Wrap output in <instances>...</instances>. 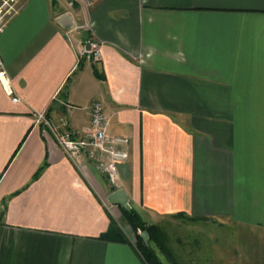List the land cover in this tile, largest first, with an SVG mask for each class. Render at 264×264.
<instances>
[{"label":"crops","instance_id":"crops-1","mask_svg":"<svg viewBox=\"0 0 264 264\" xmlns=\"http://www.w3.org/2000/svg\"><path fill=\"white\" fill-rule=\"evenodd\" d=\"M0 55L20 96L0 82V264H148L105 199L117 188L157 226L165 264H181L176 222L217 243L246 231L264 264V0H18ZM93 99L129 137L114 184L32 115L64 117L78 137Z\"/></svg>","mask_w":264,"mask_h":264},{"label":"built area","instance_id":"built-area-1","mask_svg":"<svg viewBox=\"0 0 264 264\" xmlns=\"http://www.w3.org/2000/svg\"><path fill=\"white\" fill-rule=\"evenodd\" d=\"M18 0H0V29L4 22L15 10ZM89 58L98 60L101 57L100 44L88 40V47L82 50ZM0 82L13 101L20 100L14 94V87L4 61L0 55ZM89 124L83 127L80 136L72 135L68 121L64 117L55 118L44 109H34L32 115L34 123L48 131L64 153L83 169L82 157L95 161L97 168L103 172L111 184L118 176V165L128 156L127 144L129 137L124 134L110 133L106 130V118L103 103L100 99H93L89 104ZM82 160V161H81ZM108 201L107 198H105ZM141 232V229L138 230Z\"/></svg>","mask_w":264,"mask_h":264},{"label":"rangeland","instance_id":"rangeland-1","mask_svg":"<svg viewBox=\"0 0 264 264\" xmlns=\"http://www.w3.org/2000/svg\"><path fill=\"white\" fill-rule=\"evenodd\" d=\"M117 219L119 225L130 233L131 227H129L130 224L126 219L123 216H118ZM174 224L177 225L174 234L182 235L185 240L183 248L176 244V248L181 250L178 254L181 264H262V252L257 250L255 254L254 249L258 248L257 243L252 235H247L248 232L246 231L244 232L246 234H244L232 228H228V231L222 229V233L219 231L220 241L217 243V239L214 237L216 232L213 233L214 229L207 227L204 223L199 224L197 228L191 227V223L188 222L181 225L178 222ZM138 230L139 228L134 231ZM223 236H225V239L221 243ZM153 246L155 247L151 244L152 248ZM155 248H153L154 251H157L158 248ZM161 249L158 252L155 251V253L162 264H165L162 260L163 252ZM253 253L255 256H253ZM248 257L249 259L252 257L251 261Z\"/></svg>","mask_w":264,"mask_h":264},{"label":"trees","instance_id":"trees-1","mask_svg":"<svg viewBox=\"0 0 264 264\" xmlns=\"http://www.w3.org/2000/svg\"><path fill=\"white\" fill-rule=\"evenodd\" d=\"M121 213L122 216L126 219V221L130 224V226L136 230L137 228L143 230L147 229L149 233V240L153 239L161 246V240L159 236L161 233L158 231L156 225L149 224L147 221L143 220L140 214L132 207L130 209H126L125 207L121 206ZM111 233L118 239L122 241H128V237L123 232V230L118 225L117 221L112 218L111 227L108 229ZM160 230V229H159ZM136 248L140 251L144 259L148 264H162L158 256L156 255L154 249L151 247L150 244H145L143 241L140 232H136Z\"/></svg>","mask_w":264,"mask_h":264},{"label":"water","instance_id":"water-1","mask_svg":"<svg viewBox=\"0 0 264 264\" xmlns=\"http://www.w3.org/2000/svg\"><path fill=\"white\" fill-rule=\"evenodd\" d=\"M52 1L54 3L56 2V0H52ZM107 199L110 203L119 204V205L125 207L126 209H130V204L128 202V195L123 188H117L115 190L110 191L107 194ZM140 234H141V237H142L143 241L145 242V244H149V242H148V230L143 229V230H141Z\"/></svg>","mask_w":264,"mask_h":264}]
</instances>
